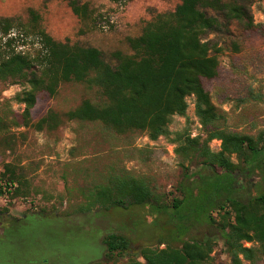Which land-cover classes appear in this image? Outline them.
Returning a JSON list of instances; mask_svg holds the SVG:
<instances>
[{
	"label": "rangeland",
	"instance_id": "rangeland-1",
	"mask_svg": "<svg viewBox=\"0 0 264 264\" xmlns=\"http://www.w3.org/2000/svg\"><path fill=\"white\" fill-rule=\"evenodd\" d=\"M75 1L93 11L92 23L83 24L73 15L69 0H0V18L16 19L14 29L21 31L19 26L27 25L28 11L33 10L40 18V28L54 41L95 48L109 61L114 52L129 55L128 40L138 37L156 14L173 12L181 2ZM249 9L253 28L234 24L231 36L216 38L221 49L217 75L202 85L219 117L207 130L250 137L261 149L264 0H249ZM0 40L3 44L1 35ZM37 42L33 34L13 47L36 55ZM22 43L25 48H19ZM23 89L28 87L0 83V180L18 186L8 202L0 204V214L15 220L0 237V264L143 263L140 252L144 248H180L186 241L205 239L212 243L205 264H231L220 231L223 211L210 214L212 224H198L192 218L178 223L170 218L174 199L198 194L203 180L221 173L215 168L210 172L198 155L187 151V138L197 140L199 147L206 138L195 115L194 97L184 100L187 108L182 116H171L166 134L152 140L148 131L117 132L100 122L69 121L67 113L84 101L97 107L107 103L100 88L78 82L62 83L53 97L39 93L31 125L24 126V106L16 100ZM41 120L46 123L38 131ZM220 145L212 140L206 146L211 153H218ZM230 162L236 167L233 198L246 202L264 193V158L249 171L235 155L230 156ZM115 178L143 183L151 194L149 203L120 207L96 203L97 191ZM210 187L209 181L203 184V195L191 206L193 211L211 203L229 211L226 197H211ZM228 222L233 223L232 216ZM181 225L186 228L182 234ZM108 235L125 238L128 251L107 254L103 239ZM242 246L257 247L245 242ZM257 264H264V259Z\"/></svg>",
	"mask_w": 264,
	"mask_h": 264
},
{
	"label": "trees",
	"instance_id": "trees-1",
	"mask_svg": "<svg viewBox=\"0 0 264 264\" xmlns=\"http://www.w3.org/2000/svg\"><path fill=\"white\" fill-rule=\"evenodd\" d=\"M68 5L81 23L95 20L87 4L69 0ZM28 16L27 25L19 26L21 31L14 29L16 19L0 18L4 41L0 44V83L28 87L16 97L24 106V126L31 125L37 95L53 97L62 83H87L100 88L107 98L103 107L82 102L67 113L69 121L100 122L117 132L148 131L152 140L166 134L171 116H182L187 108L184 100L194 97L195 115L206 130V138L201 147L197 140L187 138V151L198 155L210 172L214 168L221 172L203 180L202 186L209 181V195L225 196L229 211L216 203L193 211L191 206L203 195L201 186L198 194L188 193L181 201H172L170 218L178 223L192 218L198 224H212L210 214L223 211L220 231L231 264H257L264 259V193L246 202L233 198L236 167L230 162V156L235 155L245 162L247 171L256 168L264 158V146L257 148V141L250 137L207 130L219 117L202 85V81L217 75L221 49L216 38L231 36L234 24L247 30L253 28L249 0H181L173 12L156 14L138 37L128 40L129 55L114 52L109 61L95 48L54 41L40 28L35 11L29 10ZM33 34L38 37V53L16 51L14 43L27 41ZM45 123L41 120L36 129L40 131ZM212 140L221 143L218 153H211L206 146ZM5 172H9L8 168ZM150 199L147 187L130 178H115L95 195L96 203L114 207L141 206ZM231 216L233 223L228 222ZM180 230L182 234L186 228L181 225ZM242 242L257 247L244 248ZM103 246L107 254L128 251L127 240L118 235L106 236ZM211 252L209 239L186 241L180 248H144L140 252L143 263L133 264H205Z\"/></svg>",
	"mask_w": 264,
	"mask_h": 264
},
{
	"label": "built area",
	"instance_id": "built-area-1",
	"mask_svg": "<svg viewBox=\"0 0 264 264\" xmlns=\"http://www.w3.org/2000/svg\"><path fill=\"white\" fill-rule=\"evenodd\" d=\"M17 184L15 182H2L0 180V204L5 205L9 197L16 191Z\"/></svg>",
	"mask_w": 264,
	"mask_h": 264
},
{
	"label": "flooded vegetation",
	"instance_id": "flooded-vegetation-1",
	"mask_svg": "<svg viewBox=\"0 0 264 264\" xmlns=\"http://www.w3.org/2000/svg\"><path fill=\"white\" fill-rule=\"evenodd\" d=\"M15 220L8 216L0 214V237H2L6 230H8L10 227H12Z\"/></svg>",
	"mask_w": 264,
	"mask_h": 264
}]
</instances>
